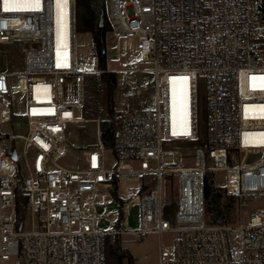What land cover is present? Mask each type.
<instances>
[{
	"label": "built area",
	"instance_id": "obj_1",
	"mask_svg": "<svg viewBox=\"0 0 264 264\" xmlns=\"http://www.w3.org/2000/svg\"><path fill=\"white\" fill-rule=\"evenodd\" d=\"M107 8L113 31L137 38L151 65L123 70L122 94L137 102L117 108L112 143L102 119L90 118L98 146L71 167L61 163L66 125L78 121L86 73L103 71L96 56L77 62V0H0V46L24 51L21 71L0 69V264H108L120 235L147 233L170 234L158 264H264V212L247 214L264 201V0H107ZM140 70L151 79L133 85L126 75ZM187 156L193 164L181 165ZM208 183L232 207L223 221L209 214ZM123 184L135 191L122 195Z\"/></svg>",
	"mask_w": 264,
	"mask_h": 264
},
{
	"label": "rangeland",
	"instance_id": "obj_2",
	"mask_svg": "<svg viewBox=\"0 0 264 264\" xmlns=\"http://www.w3.org/2000/svg\"><path fill=\"white\" fill-rule=\"evenodd\" d=\"M77 62L78 64H93L94 63V52H93V36L92 33L86 30H78L77 33ZM24 63V51L17 49L14 45H1L0 46V69L7 70L10 72L17 73L23 69ZM149 62L141 60L139 56V46L138 40L132 36H119L117 32L113 30L108 34L107 42V66L110 70L118 72V87H117V98H116V109L124 108L129 103L135 104L137 100L135 98H129L122 94V83L125 78L123 73L124 69L129 68H145L150 66ZM17 75H13L10 78L11 84H16ZM126 78L133 85H144L145 81L151 79V75L140 70L138 72H129ZM150 84L149 82H147ZM16 104L14 109L19 112L25 110V97L21 94H15ZM84 101H85V90H84ZM101 106L103 110L98 114L102 120L107 117L105 103L101 100ZM76 116L78 121L74 123H69L66 125V152L61 158V163L71 166L80 167L84 164L83 150L87 148H94L98 146V123L95 120L86 119L83 113V106L81 109L77 110ZM3 129L7 133H22L25 130L21 129L20 126L15 125L9 126L4 125ZM19 145V141H16ZM181 146L191 147L196 143L180 142ZM114 158H111L108 162V166L112 167L114 165ZM181 165H192L193 157L187 156L179 160ZM222 177L219 172L215 173V184L220 186ZM134 186V185H133ZM135 190H129L127 184H123L120 187V193L122 195H128L133 193ZM226 199L223 196H216L213 203L221 206L223 208V214L230 216L232 213L231 205L226 204ZM109 209L113 213V217L117 212V204L112 201L109 204ZM218 214H221L220 207H214ZM254 212H264V201H254L247 208V214ZM129 225L133 228H138L141 224L140 220V207L138 205L134 206L128 217ZM105 228H111V224L108 223L104 225ZM25 229H30L29 221L26 222ZM171 239L170 234L164 233L162 237L155 233L147 234H122L119 236V243L116 245L119 249L131 254L133 260H129V257L120 259L117 256L110 255L108 264H158L159 256V242L163 240L164 242H169ZM111 244H114L112 241ZM114 247V245H113Z\"/></svg>",
	"mask_w": 264,
	"mask_h": 264
},
{
	"label": "trees",
	"instance_id": "obj_3",
	"mask_svg": "<svg viewBox=\"0 0 264 264\" xmlns=\"http://www.w3.org/2000/svg\"><path fill=\"white\" fill-rule=\"evenodd\" d=\"M77 28L86 30L93 36L94 56L99 59V66L102 72L86 73L84 81L85 101L83 103V113L86 118H96L103 110L101 100L105 103L107 117L102 120V137L106 142H113L115 139V118H116V98L118 87V73L110 70L107 66V42L108 34L113 30L107 8V0H77ZM216 196H222L216 191V187L208 183V211L213 221H223L227 214H223L221 206L213 203ZM17 213L23 216L27 209V196L20 191L17 192ZM229 205L226 203L225 205ZM221 212H216L214 207ZM222 209V210H221ZM112 255L120 259L133 256L117 246L112 247Z\"/></svg>",
	"mask_w": 264,
	"mask_h": 264
},
{
	"label": "water",
	"instance_id": "obj_4",
	"mask_svg": "<svg viewBox=\"0 0 264 264\" xmlns=\"http://www.w3.org/2000/svg\"><path fill=\"white\" fill-rule=\"evenodd\" d=\"M13 157L14 158H17V155H16V151L15 150H13Z\"/></svg>",
	"mask_w": 264,
	"mask_h": 264
},
{
	"label": "snow or ice",
	"instance_id": "obj_5",
	"mask_svg": "<svg viewBox=\"0 0 264 264\" xmlns=\"http://www.w3.org/2000/svg\"><path fill=\"white\" fill-rule=\"evenodd\" d=\"M5 10H8V9H5ZM184 79H187V77H184ZM253 79H255V78H253ZM185 134H187V133H185Z\"/></svg>",
	"mask_w": 264,
	"mask_h": 264
},
{
	"label": "crops",
	"instance_id": "obj_6",
	"mask_svg": "<svg viewBox=\"0 0 264 264\" xmlns=\"http://www.w3.org/2000/svg\"><path fill=\"white\" fill-rule=\"evenodd\" d=\"M114 71V70H113Z\"/></svg>",
	"mask_w": 264,
	"mask_h": 264
}]
</instances>
